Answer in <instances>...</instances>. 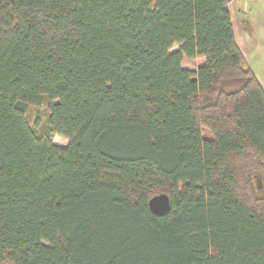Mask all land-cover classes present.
<instances>
[{
    "label": "trees",
    "instance_id": "obj_1",
    "mask_svg": "<svg viewBox=\"0 0 264 264\" xmlns=\"http://www.w3.org/2000/svg\"><path fill=\"white\" fill-rule=\"evenodd\" d=\"M228 2L0 0V264H264V87Z\"/></svg>",
    "mask_w": 264,
    "mask_h": 264
},
{
    "label": "crops",
    "instance_id": "obj_2",
    "mask_svg": "<svg viewBox=\"0 0 264 264\" xmlns=\"http://www.w3.org/2000/svg\"><path fill=\"white\" fill-rule=\"evenodd\" d=\"M228 8L235 40L264 87V0H229Z\"/></svg>",
    "mask_w": 264,
    "mask_h": 264
},
{
    "label": "rangeland",
    "instance_id": "obj_3",
    "mask_svg": "<svg viewBox=\"0 0 264 264\" xmlns=\"http://www.w3.org/2000/svg\"><path fill=\"white\" fill-rule=\"evenodd\" d=\"M176 48H177V45L175 44L172 46L171 50H174ZM201 61H202V58H195L192 60L183 58L181 65L190 70H195L197 69ZM259 68H263L261 63H259ZM46 114H47V105L45 102H43L39 106H34V105L27 106V116H28L29 122L32 126H35L36 128H40V126L43 125L44 120L46 118ZM52 142L57 145L65 146L67 144V139L61 135L54 134L52 136Z\"/></svg>",
    "mask_w": 264,
    "mask_h": 264
},
{
    "label": "water",
    "instance_id": "obj_4",
    "mask_svg": "<svg viewBox=\"0 0 264 264\" xmlns=\"http://www.w3.org/2000/svg\"><path fill=\"white\" fill-rule=\"evenodd\" d=\"M148 207L155 214L158 215L164 214L165 212L168 211L170 207V199L168 194L164 192L153 194L148 199Z\"/></svg>",
    "mask_w": 264,
    "mask_h": 264
}]
</instances>
